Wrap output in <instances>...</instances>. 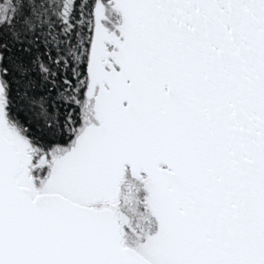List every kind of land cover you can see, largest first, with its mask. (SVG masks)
Masks as SVG:
<instances>
[{"label":"snow or ice","instance_id":"6c2138e0","mask_svg":"<svg viewBox=\"0 0 264 264\" xmlns=\"http://www.w3.org/2000/svg\"><path fill=\"white\" fill-rule=\"evenodd\" d=\"M0 264H264V0H0Z\"/></svg>","mask_w":264,"mask_h":264}]
</instances>
